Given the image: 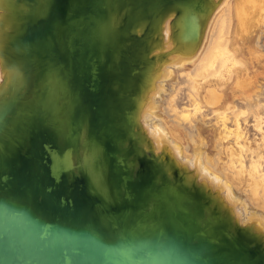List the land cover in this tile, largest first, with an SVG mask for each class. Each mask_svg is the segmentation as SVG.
I'll return each mask as SVG.
<instances>
[{"label":"water","instance_id":"obj_1","mask_svg":"<svg viewBox=\"0 0 264 264\" xmlns=\"http://www.w3.org/2000/svg\"><path fill=\"white\" fill-rule=\"evenodd\" d=\"M200 1H6L0 264H264V232L140 126L161 30Z\"/></svg>","mask_w":264,"mask_h":264},{"label":"bare ground","instance_id":"obj_2","mask_svg":"<svg viewBox=\"0 0 264 264\" xmlns=\"http://www.w3.org/2000/svg\"><path fill=\"white\" fill-rule=\"evenodd\" d=\"M6 1L0 0V19ZM193 9L200 10L198 15L192 14V33L199 31L211 13L202 40L194 48L188 35L196 34L184 32L185 25L180 29L175 24L176 36L171 21L164 25L155 55L157 78L145 93L140 126L157 153L174 160L181 170L218 195L239 221L244 218L253 229L264 232V214L248 212L249 204L235 196V190L240 192L235 185L247 183L255 199L264 202V0H201ZM190 64L193 67L187 71ZM184 72L192 76L189 99L193 102L189 106L193 107L177 111L171 109L169 100L177 84L174 75ZM8 76L0 59V78ZM236 101L246 103V109L238 114L234 111L230 117L227 111ZM205 110L218 121L207 118ZM246 114L259 134L253 141L249 130L243 128ZM229 121L234 129L228 126ZM149 123L152 129L146 127ZM211 131L215 133L214 156L206 136ZM248 158L250 163L246 164ZM225 159L228 167L221 170Z\"/></svg>","mask_w":264,"mask_h":264},{"label":"rangeland","instance_id":"obj_3","mask_svg":"<svg viewBox=\"0 0 264 264\" xmlns=\"http://www.w3.org/2000/svg\"><path fill=\"white\" fill-rule=\"evenodd\" d=\"M192 67H193L192 64H190V65L186 66V70L187 71H190L192 69ZM189 76L190 75H188V73H185V72L184 73H181L180 75H178V74L174 75V78L173 79H174V81L177 82V84L175 85V92L173 93L174 95L172 96L173 98L171 97V101L169 100V106L171 107V109L177 110V108H178L179 110H182V108H184L185 106H187V109H188V107H190L189 109H192L193 106H189V104L192 105L191 102H193L191 99H189L190 98V95H191V90L190 89H191V77L192 76H190V77ZM3 80L4 79L0 78V83L1 84H2V81ZM168 84H170V82H168ZM186 87H190V88H186ZM176 94H177V96H176ZM174 98H176L175 101L173 100ZM233 100L234 99H231V101H233ZM185 101H186V103H185ZM236 102L232 106L234 109L232 108L231 110L229 109L227 111V113H228V115L230 117H234V115L236 113L238 114L240 111H245V109H246V103H244L242 101H236ZM241 102H242V104H241ZM240 104H241V106H240ZM232 110H233V112H232ZM205 114H207V118L209 117L212 122L214 120H215L214 123H216L218 121V118L216 116H214L213 113H211V111L205 110ZM246 118H248L247 119V122H246ZM242 121L246 122L245 124L243 123V128L249 130V132H250L249 133L250 140L253 141L254 138H255V136L258 137L259 134H257L256 131H254V129L251 126L253 124L252 119L250 118V116H248L246 114L245 116H243ZM228 126L231 127L232 129H234V125L230 121L228 123ZM146 127L152 129L150 123L147 124ZM206 136L208 137V140H209V143H210V152L214 156L215 155V151H214V149L212 147L213 146V144H212L213 142L212 141H213V138L215 136V133L212 132V131L211 132H207L206 133ZM159 151H161V149H159ZM249 160H250L249 158L246 159V164H249L250 163ZM224 162H226L227 164H224ZM224 162H222V166H219V168L221 170H224L225 168L228 167L227 165L229 164V162L227 161V159H225ZM227 174L230 175V173H228V172H227ZM235 186H236V188H238L240 190V192L237 191V190H235V196H236V198H240L243 202L246 201L249 204L248 205L249 206L248 207L249 208L248 209V212L258 211L259 213L264 214V202L263 201L259 202V201H257V199H255V197L253 196V193L251 191V188L247 185V183H244L242 185L236 184ZM245 192H246V194H245ZM246 195L248 196V198L246 197ZM249 199L251 200L252 204H250ZM238 208H240V206Z\"/></svg>","mask_w":264,"mask_h":264}]
</instances>
